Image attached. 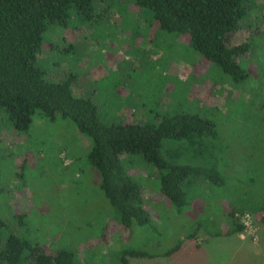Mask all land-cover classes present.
<instances>
[{"label":"rangeland","instance_id":"374dc122","mask_svg":"<svg viewBox=\"0 0 264 264\" xmlns=\"http://www.w3.org/2000/svg\"><path fill=\"white\" fill-rule=\"evenodd\" d=\"M244 4L236 37L249 40L254 54L244 57L240 85L226 84L188 35L162 30L132 0H104L89 17L74 8L68 25L49 26L37 60L49 82L72 80L74 94L92 100L106 125L156 124L177 113L208 119L216 138L168 140L162 155L216 167L223 180L185 183L190 204L178 211L161 193L157 167L123 154L152 218L127 230L89 161L91 138L60 115L52 121L37 112L30 129L18 132L0 113V218L13 232L50 254L73 251L80 264H123L127 250L161 255L131 264H264V212L250 213L264 209V0ZM231 209L247 211L237 214L245 226L238 236L225 235ZM183 240L176 255L165 256Z\"/></svg>","mask_w":264,"mask_h":264},{"label":"trees","instance_id":"16d2710c","mask_svg":"<svg viewBox=\"0 0 264 264\" xmlns=\"http://www.w3.org/2000/svg\"><path fill=\"white\" fill-rule=\"evenodd\" d=\"M132 1L142 11H151L162 30L188 35L195 51L230 79L226 84L240 85L247 78L243 60L254 53L249 40L240 42L236 37L247 13L244 0ZM101 3L104 0H0V113L18 132L30 129L37 112L52 121L58 115L71 120L80 133L93 141L89 161L100 173L101 188L116 210L120 225L127 230L145 228L152 218L141 186L126 172L121 156L137 154L154 164L159 171L161 193L168 203L182 211L190 204L185 183L203 179L219 185L223 178L216 167L168 162L162 155L163 143L216 138L217 131L215 124L204 117L180 113L167 115L156 124L131 121L106 125L92 100L74 94L72 80L51 83L46 79L37 60L49 26L68 25L74 8L89 17ZM239 212L247 211L231 209L225 235L244 232L245 226L237 219ZM261 212L263 208L250 213ZM23 218L24 214L14 215L13 226ZM11 228L0 218V264H80L77 253L60 250L50 254ZM195 237L192 234L188 239ZM183 243L184 240L165 256L176 255ZM125 255L123 264L161 256L144 250H127Z\"/></svg>","mask_w":264,"mask_h":264},{"label":"crops","instance_id":"0c3cea01","mask_svg":"<svg viewBox=\"0 0 264 264\" xmlns=\"http://www.w3.org/2000/svg\"><path fill=\"white\" fill-rule=\"evenodd\" d=\"M233 236H238V235H233Z\"/></svg>","mask_w":264,"mask_h":264},{"label":"built area","instance_id":"2783aa9c","mask_svg":"<svg viewBox=\"0 0 264 264\" xmlns=\"http://www.w3.org/2000/svg\"><path fill=\"white\" fill-rule=\"evenodd\" d=\"M247 216H249V215H247Z\"/></svg>","mask_w":264,"mask_h":264}]
</instances>
